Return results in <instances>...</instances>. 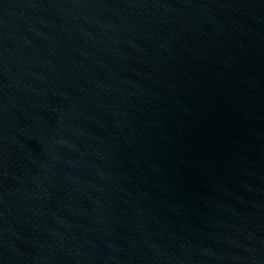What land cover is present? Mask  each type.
Wrapping results in <instances>:
<instances>
[{"label":"water","instance_id":"obj_1","mask_svg":"<svg viewBox=\"0 0 264 264\" xmlns=\"http://www.w3.org/2000/svg\"><path fill=\"white\" fill-rule=\"evenodd\" d=\"M0 264H264V0H0Z\"/></svg>","mask_w":264,"mask_h":264}]
</instances>
